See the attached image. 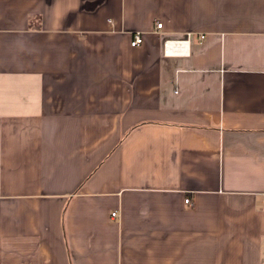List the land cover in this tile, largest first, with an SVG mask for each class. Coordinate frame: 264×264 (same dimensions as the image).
Wrapping results in <instances>:
<instances>
[{"label": "crops", "instance_id": "obj_1", "mask_svg": "<svg viewBox=\"0 0 264 264\" xmlns=\"http://www.w3.org/2000/svg\"><path fill=\"white\" fill-rule=\"evenodd\" d=\"M263 205L264 0H0V264H264Z\"/></svg>", "mask_w": 264, "mask_h": 264}, {"label": "built area", "instance_id": "obj_2", "mask_svg": "<svg viewBox=\"0 0 264 264\" xmlns=\"http://www.w3.org/2000/svg\"><path fill=\"white\" fill-rule=\"evenodd\" d=\"M157 27L159 29H161L163 27V23L159 22L157 24ZM189 39V36H188ZM143 34L141 32H137L134 36H133V40L131 42V45L133 47L139 46L143 43ZM186 42L185 40H167L164 43V50L165 53L169 54L172 52H182L186 46ZM187 205H192L191 199L188 198L185 200ZM264 208V205H263ZM116 216V213L113 214V217Z\"/></svg>", "mask_w": 264, "mask_h": 264}]
</instances>
